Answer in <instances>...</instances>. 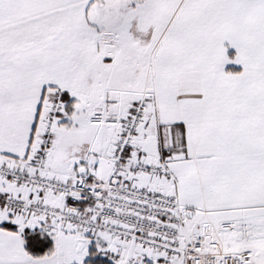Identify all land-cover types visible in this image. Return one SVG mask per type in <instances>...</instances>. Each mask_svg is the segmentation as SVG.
<instances>
[{
    "label": "snow or ice",
    "instance_id": "6c2138e0",
    "mask_svg": "<svg viewBox=\"0 0 264 264\" xmlns=\"http://www.w3.org/2000/svg\"><path fill=\"white\" fill-rule=\"evenodd\" d=\"M0 264H264V0H0Z\"/></svg>",
    "mask_w": 264,
    "mask_h": 264
}]
</instances>
